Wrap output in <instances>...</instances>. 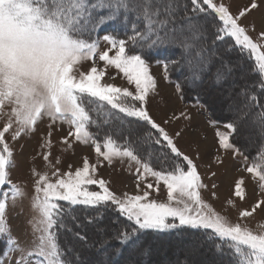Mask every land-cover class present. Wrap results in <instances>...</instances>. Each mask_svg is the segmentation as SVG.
Listing matches in <instances>:
<instances>
[{
    "label": "snow or ice",
    "instance_id": "obj_1",
    "mask_svg": "<svg viewBox=\"0 0 264 264\" xmlns=\"http://www.w3.org/2000/svg\"><path fill=\"white\" fill-rule=\"evenodd\" d=\"M253 13H259L258 32L255 18L243 22ZM117 22L126 35H103L109 47L101 51L98 30ZM97 59L104 68L94 64L79 78L74 75L77 65ZM153 62L166 82L172 83V74H177V95L183 99L186 90L194 92L198 109L207 108L198 91L206 81L223 94L221 102L233 119L224 130L209 120L216 147L205 167H223L228 153L233 159L242 157L236 171L243 174L230 185L226 210H237L240 219L264 212V199L237 208V201L246 202L248 180L264 192V0H248L236 13L223 0H0V118L7 117L0 130V264H153L162 247L157 249L146 237L154 234L162 240L177 232L203 233L204 239L192 240L176 264H202L194 257L206 245L216 256H226L228 264H264V232L233 223L203 198L202 191L209 188L217 198L220 185L204 183L195 161L145 107L159 87ZM109 67L134 91L102 83ZM45 118L50 123L42 137V158L55 179L33 167L30 195L26 185L12 179L17 165L6 134L11 132L16 141L34 133ZM181 119L191 121L192 116L187 110L174 112L165 123ZM56 124L69 127L61 151H74L72 140L91 145L96 163L84 155L81 166L73 170L69 164L61 172L57 165L63 159H50ZM242 126L259 138L254 154L235 143ZM149 142L167 149L156 158L163 161L160 167L150 153L141 155V146ZM116 160L127 161L130 169L136 166L138 194L118 196L108 181L98 178L103 163L111 166ZM216 176L211 171L208 179ZM148 177L155 185L146 182ZM161 185L166 202L150 199L149 190L159 195ZM25 201L30 232L24 235L31 239L21 242L12 232L9 214L23 210ZM109 213L117 216L112 231L105 225ZM90 227L96 229L95 238L87 234ZM63 233L73 242L61 243Z\"/></svg>",
    "mask_w": 264,
    "mask_h": 264
},
{
    "label": "rangeland",
    "instance_id": "obj_2",
    "mask_svg": "<svg viewBox=\"0 0 264 264\" xmlns=\"http://www.w3.org/2000/svg\"><path fill=\"white\" fill-rule=\"evenodd\" d=\"M225 4L231 6V11L236 13L241 7L248 4V0H223ZM257 20V32L259 31V13H253L248 20L243 21L245 24L249 23L252 19ZM109 24H105L101 29L98 30V38L101 40L100 48L101 51L106 50L109 45L103 42L102 37L105 34H109ZM255 39L256 33H251ZM114 54V52L110 53ZM98 69L104 68L103 62L98 61H86L81 65H77L74 69V75L79 78L81 71L87 73L92 66ZM152 74L157 78L159 82V87L156 93H150L147 99L145 107L149 111V114L153 119L164 127L170 135L173 136L174 142L177 147L190 158H192L198 165V171L201 173L204 183L209 184L217 182L220 186L215 191L217 193V198L213 199L211 196V188L207 191H202L203 198L210 203L218 212L228 216V218L233 223H242L248 228L253 230L255 233L264 232V212L259 210L253 214L252 217L240 219L238 211L235 209H227L225 201L231 196L230 185L234 179L243 173L236 171L238 167L241 166L243 162L242 157L233 159L231 153H228L225 157V164L223 167L213 166L211 169L205 167V165L210 161L211 156L214 154V149L216 147L214 132L215 128L209 124L210 116L205 109H198L194 107L187 99H181L175 90V80L172 78V83H168L164 80L161 67L157 66L155 62L152 63L151 67ZM112 77H115L114 79ZM104 84H114L121 88L128 87L130 90L134 91L132 86L128 85L122 74L118 73L115 68L109 67L106 69V75L101 81ZM242 81H238L236 88ZM202 93L206 97V101L212 109H214L215 115H222L225 119L227 115H232V113L227 109L225 104L221 102L222 93L218 89H214L211 86V82L206 81L202 87ZM9 109L6 108V111ZM182 110H187L191 116V121H185L183 119L179 121H171L170 123H165L169 120L174 112H179ZM103 113H101L102 115ZM7 117L0 118V130L5 126ZM49 120L45 118L41 121L34 133L24 135L18 140L13 141L11 132L6 134V140L14 150L16 167L12 170V179L14 182L20 183L22 186L26 185V190L31 195L33 187V176L31 174V169L35 167L40 172H47L53 180L52 177L53 169L47 166V163L42 158V153L46 151L42 147V137L45 136L49 131ZM224 124H217L220 130H224ZM52 136L51 140L53 142V147L51 148L50 159L55 162V160L60 157L63 159V163L57 165L61 172L67 171L69 164L72 165L73 170L75 167L82 165V157L87 155L91 163H96V156L91 145L85 147L79 143L72 140L74 144L73 150L61 151V149H66L65 145L60 143L62 137L68 135L69 127L67 124H56L51 128ZM181 132L179 137L175 136L176 132ZM257 135L250 127H241L240 134L238 136L237 142L242 146L254 145ZM211 138L213 140H211ZM210 139V140H209ZM207 141H211L210 145L206 144ZM197 151H199L200 159H196ZM215 171L217 176L214 180L208 179L209 172ZM98 178H103L108 181V187L111 191L116 193L118 196H123L124 193L138 194L136 188L137 175L136 166L133 164L131 169L128 166V162L125 161L121 163L119 160L113 162L111 166L107 162L103 163V166L98 170ZM146 182H151L155 185L153 178L148 177ZM141 189H144V183L141 184ZM151 192L150 199H156L160 202H166V189L163 185L160 186L159 195L154 191ZM139 194H142L139 193ZM264 199V192H260L254 187L251 180L247 181V199L245 203L237 201V208L243 209L250 207L255 201ZM9 223L14 236L20 238L21 242L25 239H31V236H25V232H30V226L27 223L30 216L28 202L25 201L23 210L19 207L9 214ZM111 221V220H110ZM109 224V221H108ZM106 225V224H105ZM109 227L108 225H106ZM111 231L113 228H109ZM96 230L93 228L91 231ZM188 245L185 244H171V243H160L157 245V249H161L158 254L153 255V264H176V262L183 261L186 253L185 248ZM0 248L3 246L0 245ZM204 253L210 254L207 258H204ZM162 254V256H161ZM183 255V256H182ZM157 257V258H156ZM183 257V258H182ZM161 258V259H160ZM198 262L202 264H216L218 261L224 264L221 260L214 257V253L208 248H203L198 251L194 257Z\"/></svg>",
    "mask_w": 264,
    "mask_h": 264
},
{
    "label": "trees",
    "instance_id": "obj_3",
    "mask_svg": "<svg viewBox=\"0 0 264 264\" xmlns=\"http://www.w3.org/2000/svg\"><path fill=\"white\" fill-rule=\"evenodd\" d=\"M108 24H109L108 25L109 26V34H115V35L119 36L120 38H123V36L126 35L125 26L123 24H121L119 22H117V23H108ZM172 78L176 81L177 74L173 73L172 74ZM201 90H202V88L198 90L199 94H200V100H201L202 103L207 105V108H204V109L208 112L211 120H215L217 124H219V123L220 124H225L229 120L233 119V114L230 115V116L229 115L224 116V117H226L225 119L223 118L222 115H219V114L215 115L214 114V109H212L210 107V105L206 101V97L203 95ZM194 96H195L194 92L186 90L183 99H187L188 101H190L191 104H194L195 103ZM134 127H135V125H134ZM143 130L144 129H140V131H143ZM93 131H95V129H93ZM238 136L239 135H237L235 137V143L238 144L242 148V150H244L246 153H248L250 155L254 154L256 145L259 143V138L257 137L254 145L253 146L250 145V148L248 147V149H247V146H242V145H240L237 142ZM135 139H136V136L134 134L133 135V140H135ZM140 151H141V155H144V156H146L147 154L150 153L153 156V158H154L153 159V163L156 165V167H160V165L163 163V161L157 162L156 158H158L164 152H167V149L163 148V147L155 146V145H153V144H151L149 142L147 144H143L141 146ZM81 214L83 215V213H81ZM116 220H117L116 214L115 213H109V218L107 220H105V224L109 226L108 228H113L114 229V224H115ZM119 220H120L121 223H126L124 221L123 217H119ZM108 221H109V224H108ZM92 229H93L92 227L88 228L87 229V234H88V236L90 238H95L96 230L91 231ZM146 238H147V240L154 242L156 246L159 245L160 243H163V242L171 243V244H174V245L175 244L189 245L192 240L203 241L204 236H203V233H199V232H197L195 234H192V235H190L189 233H184L182 235L180 232H177L175 235H166V236H164L162 240L161 239H157L154 234H149ZM65 240L68 243H72L73 242L72 237L70 235H68L67 233H63L61 235V243H64ZM0 245L4 247L3 243H0ZM204 248L210 249V245H206ZM207 255L209 256L210 254L204 253V256L208 257ZM125 256H127V253H125ZM214 257H216L215 254H214ZM217 259L221 260L222 262H224V264H228V259H227L226 256L225 257L217 256ZM216 264H221V263L218 261Z\"/></svg>",
    "mask_w": 264,
    "mask_h": 264
},
{
    "label": "bare ground",
    "instance_id": "obj_4",
    "mask_svg": "<svg viewBox=\"0 0 264 264\" xmlns=\"http://www.w3.org/2000/svg\"><path fill=\"white\" fill-rule=\"evenodd\" d=\"M210 140V139H209ZM211 140H213L212 138H211ZM210 143H211V141H207L206 142V144H209L210 145ZM212 144V143H211ZM161 256H162V254H161ZM183 256V255H182ZM208 256V255H207ZM153 258V257H152ZM157 258V257H156ZM183 258V257H182ZM204 258H207L206 256H204ZM161 259V258H160Z\"/></svg>",
    "mask_w": 264,
    "mask_h": 264
}]
</instances>
